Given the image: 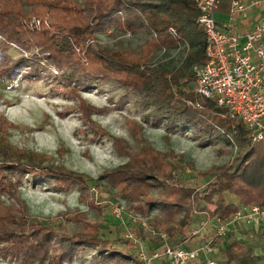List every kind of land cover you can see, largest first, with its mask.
I'll return each instance as SVG.
<instances>
[{"label":"trees","instance_id":"obj_1","mask_svg":"<svg viewBox=\"0 0 264 264\" xmlns=\"http://www.w3.org/2000/svg\"><path fill=\"white\" fill-rule=\"evenodd\" d=\"M23 2L0 0V82L13 81L18 75L19 80L40 81L55 66L62 76L57 91L75 98L89 131L95 137H111L115 150L127 160L95 181L33 156L12 159L0 155V252L30 264L71 263L88 253L102 264H140L138 246L132 240H111L101 224L83 220L73 231L47 225L31 215L21 195L27 183L46 184L48 191L58 194L78 190L81 199L93 206L98 183L104 180L113 190V199L126 201L130 213L141 224L146 222L148 228L140 227L135 235L146 248L163 245L161 236L153 232L165 234L172 247L194 240L192 227L197 219L200 224H211L208 234L214 247L227 241L221 254L213 257L218 264H243L252 259L247 243L230 233L217 236L216 226L217 220L228 223L242 208L264 211V140L252 144L242 120L195 92L193 68L207 63L206 37L197 22L200 13L195 0H25L40 8L34 10L37 16L49 11L51 27L41 30L28 27L30 16L21 9ZM113 29L145 34L148 38L141 52L102 51L87 45ZM13 46L28 55L9 54ZM77 48L88 63L81 60ZM154 49H183L185 59L175 69L155 66ZM104 83L126 91L118 107L134 96L145 122L164 127L168 135L191 133L211 143L221 133L237 152L224 166L198 170L185 154L155 148L144 136L143 124L137 135L132 133L133 143L112 137L94 120L110 107L94 106L82 95L85 89ZM14 127L0 114V133ZM186 171L204 183L183 185L179 175ZM114 175L120 178L115 180ZM260 236L264 239V234Z\"/></svg>","mask_w":264,"mask_h":264},{"label":"rangeland","instance_id":"obj_2","mask_svg":"<svg viewBox=\"0 0 264 264\" xmlns=\"http://www.w3.org/2000/svg\"><path fill=\"white\" fill-rule=\"evenodd\" d=\"M21 6L23 12L30 16L27 19L30 29L41 30L51 27L52 18L48 14L49 11L44 10L37 16L34 10L38 7L35 8L25 0ZM34 19L40 20L41 25L34 26ZM147 38L145 34L117 32L113 29L106 34H98L94 40H89L87 45H93L102 51L124 49L129 53L139 54L137 52H141ZM14 49L16 48L13 46L9 54L12 52L17 57H20L21 53L23 56L28 55L25 51L16 49L15 52ZM76 51L81 60L88 63L85 53L80 48ZM154 52L153 65L167 69L179 67L185 59L183 49L169 52L154 49ZM48 72L40 81L19 80L18 75L13 81L0 82V114L6 116L15 126L8 133H0V155L12 159L33 156L47 165L55 164L98 181L103 174L113 171L127 159L121 157L115 150L111 137H95L89 131L81 117L78 101L57 91L56 86L62 77L59 71L55 66H50ZM125 94V90L113 83H104L100 87L93 85L82 92L83 97L92 105L99 108L110 107L109 112L95 115L94 120L112 137L123 138L133 143L132 133L137 135L139 124H143L144 136L155 148L161 151L172 149L185 154L198 170H207L214 165L224 166L237 152L221 133L214 135L211 143H204L191 133L168 135L164 127H156L145 122L144 113L140 111L138 100L134 96H130L126 103L118 107ZM113 178L116 180L120 176L114 175ZM179 178L183 185L191 187H198L204 183L192 171L181 173ZM98 184L100 189L95 191L93 206L90 205V201L81 199L78 190L58 194L48 191L46 184L43 187H36L27 183L22 188L21 195L31 215L47 225L73 231L76 223L83 220L84 223L101 224L111 240H131L130 236L136 239L135 235L140 227H144V222L141 224L130 213L126 201L113 199L110 194L113 190L104 180ZM3 201L7 202V199ZM203 224L200 226L201 229ZM204 231L196 235L204 242L203 246L211 241L208 229ZM204 233L206 235L202 236ZM248 244L254 252V257L244 264H264V239L260 234H256ZM0 264L30 263L0 252ZM65 264L102 263L95 261L88 253Z\"/></svg>","mask_w":264,"mask_h":264},{"label":"built area","instance_id":"obj_3","mask_svg":"<svg viewBox=\"0 0 264 264\" xmlns=\"http://www.w3.org/2000/svg\"><path fill=\"white\" fill-rule=\"evenodd\" d=\"M222 1L195 0L200 13L197 22L206 37L207 56L205 65L193 68L195 92L214 100L232 118L242 120L247 126L250 142L256 144L264 140V20L256 22L253 29L244 34L235 31V24L248 17L253 9L264 8V0H230L229 21L220 26L216 13ZM33 24L38 27L41 21L34 19ZM259 220L264 221V211L260 207L242 208L228 223L217 220L216 234L225 237L231 227L250 226ZM143 225L147 227L146 223ZM192 233L197 235L199 231ZM153 234L161 236L163 245L160 248L148 249L130 236L138 246L140 264H154L162 259L171 264H196L201 256L215 252L212 242L195 249L172 247L165 234ZM206 264L218 262L208 259Z\"/></svg>","mask_w":264,"mask_h":264},{"label":"crops","instance_id":"obj_4","mask_svg":"<svg viewBox=\"0 0 264 264\" xmlns=\"http://www.w3.org/2000/svg\"><path fill=\"white\" fill-rule=\"evenodd\" d=\"M228 1V0H227ZM222 1L219 9L217 10L216 13V19L217 22L219 23L220 26H222L225 23H228L229 21V14H230V6L231 2L230 1ZM247 2L251 0H245ZM227 4V5H226ZM219 16V18L217 17ZM264 20V8H256L253 9L248 17L241 19L235 24V31L238 34H244L247 32H250L253 29V26L256 22ZM263 45H264V38H263ZM237 200H235L236 202ZM200 216V215H199ZM202 218V215L200 216ZM203 219V218H202ZM203 224V223H202ZM197 219H195L194 225L192 227L193 230H198L199 232L204 231L206 232V228L211 231V224L209 222H204L203 224V229H201L200 226H202ZM205 228V229H204ZM208 233V232H207ZM233 236H237L239 239H241L245 243H249V241L256 235V234H264V221L259 220L253 223L250 226H247L246 224H241L239 226H233L230 228V231L228 232ZM255 234V235H254ZM206 233H204L202 236H205ZM197 238V239H196ZM194 240H189L185 244H183L182 247L184 248H190V249H195L200 246L204 245V242L200 239L199 236H196ZM227 245V241H223L221 244L215 246V252L208 254L207 256H201V258L196 262V264H206L208 259L214 260L213 257L221 254V247L225 248ZM249 246V244H248ZM253 251V250H252ZM253 257H254V252H253ZM218 261V260H217ZM216 261V262H217ZM154 264H171L167 259H162L159 261H156ZM244 264V263H243Z\"/></svg>","mask_w":264,"mask_h":264}]
</instances>
